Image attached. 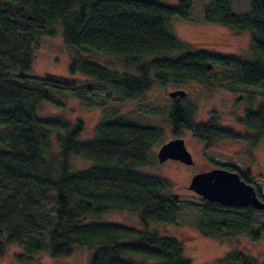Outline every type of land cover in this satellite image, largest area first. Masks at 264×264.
<instances>
[{"label":"trees","instance_id":"16d2710c","mask_svg":"<svg viewBox=\"0 0 264 264\" xmlns=\"http://www.w3.org/2000/svg\"><path fill=\"white\" fill-rule=\"evenodd\" d=\"M232 2L209 0L204 21L249 30L247 56L192 50L170 32L172 19L189 20L192 0L174 6L156 0H0V255L16 245L27 255L68 256L80 246L92 251L91 264H141L137 259L192 264L178 240L148 229L151 222L175 223L182 210L173 183L142 170L150 160L158 162L152 148L162 130L111 114L98 123L93 137L81 140L82 121L74 126L63 119H40L36 107L41 101L55 103L53 97L61 94L91 101L88 90L29 71L42 37L61 33L74 54L69 71L116 87L123 100H140L155 84H211L216 68L235 74L221 87L259 88L264 99V0H249L244 14L235 13ZM89 53L117 57L129 73L81 57ZM169 120L178 136L190 132L205 143L239 139L213 120L196 124L193 110L179 98ZM239 122L255 132L254 140L264 138V101L247 109ZM74 158L87 166L74 168ZM114 211L137 213L145 229L100 220ZM256 211L205 202L199 230L206 237H227L249 227ZM214 264L260 263L234 250Z\"/></svg>","mask_w":264,"mask_h":264},{"label":"rangeland","instance_id":"374dc122","mask_svg":"<svg viewBox=\"0 0 264 264\" xmlns=\"http://www.w3.org/2000/svg\"><path fill=\"white\" fill-rule=\"evenodd\" d=\"M167 5H177L179 0H156ZM209 0H192V12L189 20L174 18L168 23L170 32L188 45L189 49H205L213 52L247 56L251 46L250 31H235L227 27L204 21L203 6ZM249 0H233L232 10L238 14L249 11ZM175 53L174 55H177ZM72 50L63 41L61 33L54 37H42L40 46L34 51L33 62L29 71L35 77H51L74 82L87 89L91 101H83L77 96L61 94L53 97L55 103L41 101L36 107L40 119H63L76 125L83 122L81 140L93 137L98 123L114 116L123 120L141 124L155 125L162 130L159 142L152 148L157 159L160 146L177 137L184 138L187 149L193 156L194 164L185 165L177 161L167 160L164 163L152 162L142 169L148 174L164 177L173 183V192L181 200L182 210L173 224L151 222L150 231H158L161 235L173 237L182 246V253L191 259L192 264H214L223 259L229 252L240 250L246 255L256 258L264 264V210L253 212L254 219L249 227L241 229L227 237H206L199 230L202 206L208 202L189 189L192 177L203 171L214 168L241 172L250 180L264 197V138L254 140L255 132L247 130L239 122L247 109H256L264 101L261 89L233 91L232 87H221L230 81L235 74L216 68V75L211 84L188 82L180 87L172 84L154 85L140 100H123L116 87L101 83L81 73L72 74L69 65L73 59ZM119 74L129 73L122 60L100 53H89L81 56ZM233 84L232 82H230ZM238 86L237 83L233 84ZM177 89L184 90L186 96L179 98L183 107L193 110V121L205 124L213 120L215 124L237 135V140H216L205 143L194 138L190 132L184 131L175 135L170 124L169 115L176 99L168 93ZM254 140V142L252 141ZM71 165L76 169L86 167L82 158H74ZM101 221L144 230L137 213L130 211H114L103 216ZM23 256L18 261L17 256ZM92 251L87 247H74L68 256L53 257L49 251L27 255L19 246H7L0 255V264H91ZM141 264H153L151 261L137 259Z\"/></svg>","mask_w":264,"mask_h":264},{"label":"water","instance_id":"95a60500","mask_svg":"<svg viewBox=\"0 0 264 264\" xmlns=\"http://www.w3.org/2000/svg\"><path fill=\"white\" fill-rule=\"evenodd\" d=\"M172 99L184 98L186 92L177 89L168 93ZM160 163L167 160L177 161L185 165H193L194 159L187 149L184 138L177 137L162 144L157 152ZM189 189L202 199L224 207L264 210V201L258 196L254 186L243 180L238 172L214 168L195 174Z\"/></svg>","mask_w":264,"mask_h":264},{"label":"flooded vegetation","instance_id":"af4514ba","mask_svg":"<svg viewBox=\"0 0 264 264\" xmlns=\"http://www.w3.org/2000/svg\"><path fill=\"white\" fill-rule=\"evenodd\" d=\"M224 169V168H223Z\"/></svg>","mask_w":264,"mask_h":264}]
</instances>
